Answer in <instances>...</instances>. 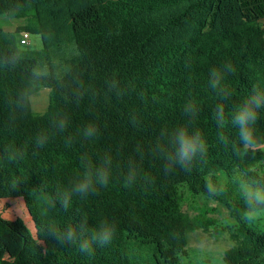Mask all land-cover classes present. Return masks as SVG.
Returning a JSON list of instances; mask_svg holds the SVG:
<instances>
[{
	"label": "trees",
	"instance_id": "obj_1",
	"mask_svg": "<svg viewBox=\"0 0 264 264\" xmlns=\"http://www.w3.org/2000/svg\"><path fill=\"white\" fill-rule=\"evenodd\" d=\"M0 16L27 21L14 33L0 28V200L22 199L35 229L0 214V229L22 241L0 264H149L143 253L151 264H181L190 235L202 228L181 208L182 185L236 220L225 264H264V231L243 217L237 182L264 183L256 171L264 163V108L258 142L247 149L230 122L220 128L215 119L217 104L230 121L254 86L264 90V0H0ZM24 32L40 35L43 48H21L15 36ZM13 54L15 64L8 62ZM229 62L234 72L224 70ZM213 68L223 72L231 98L210 87ZM43 88L50 102L36 115L32 98ZM189 102L195 116L184 111ZM90 124L97 133L85 138ZM185 126L201 132L207 152L190 171L179 165L165 171L157 149L168 136L161 133ZM105 157L108 185L96 184L62 208V193L85 171L82 158L94 170ZM130 163L138 177L126 187ZM209 181L223 191L210 193ZM40 193L56 203L46 217L35 204ZM53 220L74 226L81 239L88 235L83 221L88 228L106 221L116 232L87 255L48 231Z\"/></svg>",
	"mask_w": 264,
	"mask_h": 264
},
{
	"label": "clouds",
	"instance_id": "obj_2",
	"mask_svg": "<svg viewBox=\"0 0 264 264\" xmlns=\"http://www.w3.org/2000/svg\"><path fill=\"white\" fill-rule=\"evenodd\" d=\"M19 57L13 54L9 58V63L15 64ZM224 70L227 72H234V66L229 62L224 65ZM39 75L40 72L37 71ZM211 79L209 81L210 87L217 91V94L223 98H231V92L228 88L222 85L223 72L220 69L213 68L209 73ZM264 108V90H260L254 86L252 94L244 97L233 108L230 121L225 114V105L217 104L215 110V119L220 128H224L227 123H231L237 129L238 138L243 148H251L258 142L257 137V123L260 116V110ZM185 113L196 114V106L192 102L185 105ZM60 130L66 127V120L61 119L58 122ZM97 129L94 125H89L83 132L85 138H92L96 135ZM162 136H168L167 146L159 145L158 151L162 154L165 163V171H172L175 165L191 170L193 162L198 157H202L207 152V144L199 130L192 131L189 127H178L170 135L164 131ZM47 137L41 136L37 139V144L43 146ZM85 161V171L82 177L75 182L72 187L63 192L60 198V206L67 209L72 197L86 196L94 189L96 184L107 186L110 178L111 158L105 157L103 164L100 167L92 169L91 165ZM138 171L134 164L129 165L128 173L125 177V186L132 187L137 182ZM239 190L244 201L245 211L243 217L248 221H254L261 216H264V183L257 180H245L237 178ZM207 189L212 194H219L223 188L219 190L209 181ZM35 204L40 210L41 216H48L51 209H54L56 203L46 194L40 193L34 197ZM81 232H87L85 238H79L77 229L72 225L61 226L55 220L49 223L48 231L53 234L57 240L62 244L78 245V251L87 255L94 254V245L99 244L103 246L111 243L116 228L113 224L102 221L98 226L91 228L87 227V221L81 224ZM39 240V236L37 237Z\"/></svg>",
	"mask_w": 264,
	"mask_h": 264
},
{
	"label": "rangeland",
	"instance_id": "obj_3",
	"mask_svg": "<svg viewBox=\"0 0 264 264\" xmlns=\"http://www.w3.org/2000/svg\"><path fill=\"white\" fill-rule=\"evenodd\" d=\"M26 24V20L0 16V28L6 33H14L18 27ZM29 35V44L21 48L32 51L41 50L43 48L41 36L32 33H29ZM15 37L19 42L22 34ZM49 102L50 90L43 88L38 95L32 98L34 113L42 115ZM256 171L264 176V163L259 165ZM217 184L223 187V178H219ZM179 193L183 212L193 222L202 227L190 235L186 256L182 257L181 264H225V252L235 246V242L231 239V233L237 226L236 220L231 218L229 212L219 203L208 200L203 196L194 195L188 185L180 186ZM0 214L7 220L22 218L32 232L35 233L34 224L22 199L0 200ZM246 222L249 226L264 231V216L254 221L246 220ZM21 244L22 241L19 237L0 229L1 259H12ZM143 254H145L148 263L151 264L153 260L151 254Z\"/></svg>",
	"mask_w": 264,
	"mask_h": 264
},
{
	"label": "built area",
	"instance_id": "obj_4",
	"mask_svg": "<svg viewBox=\"0 0 264 264\" xmlns=\"http://www.w3.org/2000/svg\"><path fill=\"white\" fill-rule=\"evenodd\" d=\"M29 42H30V35H29V33H26V32L22 33V37L19 40V44L21 46H26V45L29 44Z\"/></svg>",
	"mask_w": 264,
	"mask_h": 264
},
{
	"label": "crops",
	"instance_id": "obj_5",
	"mask_svg": "<svg viewBox=\"0 0 264 264\" xmlns=\"http://www.w3.org/2000/svg\"><path fill=\"white\" fill-rule=\"evenodd\" d=\"M14 249V248H13ZM13 251V250H12Z\"/></svg>",
	"mask_w": 264,
	"mask_h": 264
}]
</instances>
